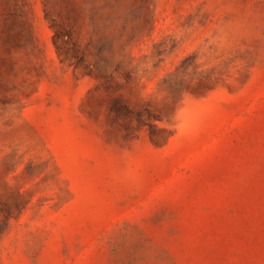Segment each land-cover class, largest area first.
Returning a JSON list of instances; mask_svg holds the SVG:
<instances>
[{
    "label": "rangeland",
    "instance_id": "1",
    "mask_svg": "<svg viewBox=\"0 0 264 264\" xmlns=\"http://www.w3.org/2000/svg\"><path fill=\"white\" fill-rule=\"evenodd\" d=\"M0 264H264V0H0Z\"/></svg>",
    "mask_w": 264,
    "mask_h": 264
}]
</instances>
